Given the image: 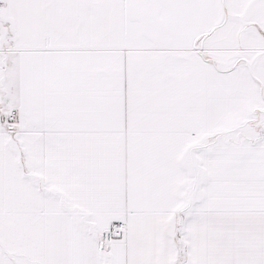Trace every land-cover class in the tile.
Segmentation results:
<instances>
[{
	"label": "snow or ice",
	"instance_id": "6c2138e0",
	"mask_svg": "<svg viewBox=\"0 0 264 264\" xmlns=\"http://www.w3.org/2000/svg\"><path fill=\"white\" fill-rule=\"evenodd\" d=\"M0 264H264V0H0Z\"/></svg>",
	"mask_w": 264,
	"mask_h": 264
}]
</instances>
